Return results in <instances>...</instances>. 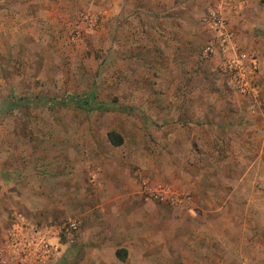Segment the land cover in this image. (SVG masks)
<instances>
[{"label":"rangeland","instance_id":"obj_1","mask_svg":"<svg viewBox=\"0 0 264 264\" xmlns=\"http://www.w3.org/2000/svg\"><path fill=\"white\" fill-rule=\"evenodd\" d=\"M216 2L199 1L206 41L176 62L149 53L122 17L88 7L59 38L3 46L0 105H12L0 109V239L14 212L37 225L79 218L50 264H85L84 256L93 264L92 229L100 227L85 218L130 216L140 218L132 232L145 233L146 243L151 235L140 254L147 264H264V0H238V21L249 13V35L236 47L252 71L250 93L228 83L219 54L204 53ZM86 13L97 15L95 26L79 23ZM76 96L96 109L44 102ZM175 116L183 126L170 125ZM108 131L122 143H110ZM183 138L195 155L175 144ZM128 180L142 193L133 204L116 195ZM160 188L166 194L148 193Z\"/></svg>","mask_w":264,"mask_h":264},{"label":"crops","instance_id":"obj_2","mask_svg":"<svg viewBox=\"0 0 264 264\" xmlns=\"http://www.w3.org/2000/svg\"><path fill=\"white\" fill-rule=\"evenodd\" d=\"M199 1L0 0V50L5 45H9L10 48L11 45L17 47L22 42L27 43L28 39L32 37L43 38L44 40L48 37H53V33L55 36L56 32L58 33L56 37L59 38L61 30L65 32L70 24H74L77 12L80 11L79 9L88 7L97 11L104 9L109 18L122 17L124 29L131 33L136 28L140 32V44L148 47L149 53L159 60L176 62L180 60V54H183V52L191 53L198 48V45L206 41V35L200 25L202 13L199 12L198 8L201 9L202 6H200ZM232 9L233 11L229 15V26L233 33V44L238 47L240 42L244 44L243 40L249 35V30H247L249 28L245 27V19H248L247 15L249 13L248 10L241 12L239 18L242 20L238 21V3H235ZM151 32H153L152 37L150 36ZM184 46H186L185 50ZM10 50L14 51L13 48ZM190 57L188 56L187 58ZM177 107L179 106L176 103L172 104V109L178 110ZM176 113L177 111H174L173 115H176ZM168 121L171 126L184 125L179 122L177 116H175V119L171 117ZM186 124V127H188V123ZM197 133L199 134L197 137L203 140L202 136L204 133L202 130H198ZM170 135L173 136V133H170ZM188 136L190 134L184 138ZM184 138L183 142L180 143L175 140V144L183 143V146H186L184 151L188 152L187 155H195L189 147L190 144L188 143L189 145H187V142H184ZM172 141L174 142V139ZM171 149L175 148L171 147ZM123 186H125L126 190L121 188L122 191L116 194L117 197H128L131 195L130 203L133 204L142 196L139 183L134 184L131 180H128ZM88 218L97 222L100 227L97 230L92 229L97 236L96 244L92 245V252L89 254L93 264H107V261L113 264L148 263L147 259L140 254L143 250L145 251L151 235H148L146 243L145 233L141 231L132 232L141 228L140 225H134L135 229L132 228V220L140 221V218L131 219L130 216H87L85 219ZM6 227L1 232V246ZM85 227L81 232L84 239L79 241V245L84 248L87 247ZM117 251L123 257H118L116 255ZM136 252L139 253L136 254ZM81 261V263H89L87 256H84Z\"/></svg>","mask_w":264,"mask_h":264},{"label":"built area","instance_id":"obj_3","mask_svg":"<svg viewBox=\"0 0 264 264\" xmlns=\"http://www.w3.org/2000/svg\"><path fill=\"white\" fill-rule=\"evenodd\" d=\"M234 3H238V0H217L215 8L205 19L210 36L204 53L219 54L221 60L218 66L227 77L228 83L234 90L250 93L254 90L250 75L252 71L246 69L241 58L243 55L239 54L238 48L233 44V33L225 16ZM81 21L95 26L97 15L80 14L79 23ZM78 34L79 31L76 30L71 39L75 41ZM148 193L160 197L166 194V190L160 188L149 190ZM80 225L81 220L72 217L58 223L37 225L22 213L14 212L4 233L0 260L9 264H50L60 254L61 236H69L78 230Z\"/></svg>","mask_w":264,"mask_h":264},{"label":"trees","instance_id":"obj_4","mask_svg":"<svg viewBox=\"0 0 264 264\" xmlns=\"http://www.w3.org/2000/svg\"><path fill=\"white\" fill-rule=\"evenodd\" d=\"M11 102H12V100H11ZM11 102L7 101V102L3 103L2 105H0V109L3 111H6L12 105ZM44 102L46 105L51 106V107L53 105H56V104L71 103L74 106H78V107H80L82 109H86V110L96 109L95 104L92 102L91 99H89L88 96H76V97H65V98L55 97V98H48V99L44 100ZM107 139L113 145H119L123 141L122 136L120 134H118L117 132H114V131H108L107 132ZM116 255L120 258L123 257V256H121L119 251L116 252Z\"/></svg>","mask_w":264,"mask_h":264}]
</instances>
